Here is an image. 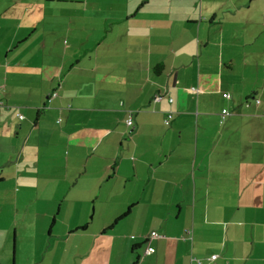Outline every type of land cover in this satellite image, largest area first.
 Masks as SVG:
<instances>
[{
	"label": "crops",
	"instance_id": "1",
	"mask_svg": "<svg viewBox=\"0 0 264 264\" xmlns=\"http://www.w3.org/2000/svg\"><path fill=\"white\" fill-rule=\"evenodd\" d=\"M0 87L8 207L63 184L55 264H264V0H0Z\"/></svg>",
	"mask_w": 264,
	"mask_h": 264
},
{
	"label": "rangeland",
	"instance_id": "2",
	"mask_svg": "<svg viewBox=\"0 0 264 264\" xmlns=\"http://www.w3.org/2000/svg\"><path fill=\"white\" fill-rule=\"evenodd\" d=\"M14 176V173L11 174L9 172H7L6 174V180H10L12 179L11 177ZM7 186L5 188H3L2 190H0V196H3L2 202L0 204V207L3 206L2 212L0 214V246L3 242V240H1L2 238V234L4 232L3 229L5 228H10L11 232H10V237L8 238V247L9 250L7 251V253L5 252L4 254H0V261H2V264H29V259L26 258V254L28 253V250H26L25 248H27V246L29 247L30 245L32 246V244L29 243H18V248L15 249L14 245H13V235L12 232L13 230H16L19 238L22 235V237L24 238V241H26L28 239L29 236H32L33 234H36V232L42 231V235H44V241H43V248L44 250L48 251V253L50 255H48V259L46 262H50L51 264H55V259L52 257L53 253L56 252V248H57V242L60 240L56 235H58L62 230H63V226L61 223V218L63 217V211L66 208V205L62 206V210L59 211V205L58 202L53 201V200H49V202L44 201L43 199L46 197V195L52 193L57 199V201H60V191L62 189L63 184L61 183V181L59 180H50V181H45L43 184L40 183V180L38 179V199L35 203V206L32 207L31 209H29L28 211L23 210V208L19 207V209H17L16 211V216L14 215V213L11 211V207H8L9 205H7V198L6 195L10 196L9 192L10 190L8 188H10L9 186H12L11 183H9V181H6L5 183ZM105 185L104 182L102 183V186ZM8 187V188H7ZM68 187V186H67ZM66 187V188H67ZM30 192H26L24 196H28L30 195ZM93 202H95V199L93 200ZM50 203V204H49ZM44 205V204H48L50 205V207H52L53 211L51 213V215L49 216L48 220H46L45 218L41 217V215L35 214V211L37 209V206L39 205ZM52 205V206H51ZM92 205V204H91ZM100 206L103 207L102 212L105 213V215L108 217L114 215L116 212L119 214L120 212H122L123 210H120L121 208L124 207V204L122 202V200H107L106 202H102L100 203ZM70 210V209H69ZM67 211V216L72 218L74 216L73 213H70V211ZM94 211V209L92 208L90 213H92ZM101 214V211H97L96 219H97V223H98V215ZM117 215V214H116ZM55 217V223L53 225V227L50 229L52 232L51 235H49L48 232V225L51 224L52 218ZM17 217V219H16ZM94 217V216H93ZM114 219V217L110 218V221H112ZM92 220V219H91ZM90 221V220H89ZM96 221V220H95ZM33 222L35 224V227L33 228L32 225H30V223ZM123 221H120L118 228H120L122 226ZM16 227V228H15ZM22 245V252L19 250V246ZM29 262V263H28Z\"/></svg>",
	"mask_w": 264,
	"mask_h": 264
},
{
	"label": "built area",
	"instance_id": "3",
	"mask_svg": "<svg viewBox=\"0 0 264 264\" xmlns=\"http://www.w3.org/2000/svg\"><path fill=\"white\" fill-rule=\"evenodd\" d=\"M0 93H1V87H0ZM52 95H55V92H52ZM159 97H160V96H156V99L159 98ZM222 97H223V98H229V94H228V93H223ZM170 101H171V99H170ZM255 101L258 102V100H255ZM1 103H2V102H0V104H1ZM227 114H228V111H227L226 108L223 109V110H221V112H220L221 120H223ZM168 116H169V115H168ZM18 117H19V118H22L23 116H22L21 114H18ZM167 121H168V120H167ZM131 122H132V121H131V118L129 117L128 120H127V122H126V124L129 125ZM150 234H151V236H156V232H155V231H152ZM153 251H154V248H153L152 246H150V245H147V246H146V249H145V253H146V254H151ZM215 257H216L215 254L211 256L212 259H214Z\"/></svg>",
	"mask_w": 264,
	"mask_h": 264
},
{
	"label": "trees",
	"instance_id": "4",
	"mask_svg": "<svg viewBox=\"0 0 264 264\" xmlns=\"http://www.w3.org/2000/svg\"><path fill=\"white\" fill-rule=\"evenodd\" d=\"M159 69H160V65H159V64H156V65L154 66V71L158 72ZM0 95H1V93H0ZM0 102H1V101H0ZM18 114H20V113H18ZM18 114H17V116H18ZM19 119H20V118H19ZM52 223H53V221H52ZM151 232H152V231H151ZM151 232H150V233H151ZM156 235H157V233H156ZM150 237H153V236H151V234H150ZM149 243H150L149 240H147L146 243H145V244H146V245H145V249H146V246H147V245H150ZM150 246H152V245H150ZM152 247H153V246H152ZM153 248H154V247H153ZM145 249H144V254H145V255H150V254H146V253H145ZM153 252H154V251H153ZM153 252H152V253H153ZM152 253H151V254H152Z\"/></svg>",
	"mask_w": 264,
	"mask_h": 264
}]
</instances>
